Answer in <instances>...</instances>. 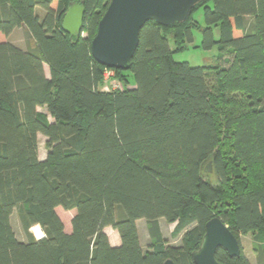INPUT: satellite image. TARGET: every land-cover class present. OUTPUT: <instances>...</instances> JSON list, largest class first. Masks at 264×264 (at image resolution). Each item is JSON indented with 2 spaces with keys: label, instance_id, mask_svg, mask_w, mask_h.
Listing matches in <instances>:
<instances>
[{
  "label": "trees",
  "instance_id": "1",
  "mask_svg": "<svg viewBox=\"0 0 264 264\" xmlns=\"http://www.w3.org/2000/svg\"><path fill=\"white\" fill-rule=\"evenodd\" d=\"M81 1L85 36L72 37L62 29L70 0H0V264H195L214 217L240 245V234H255L256 264H264V0H205L193 9L204 12L202 48L219 46L217 65L173 58L168 33L178 50L193 43L200 24L192 12L172 27L147 22L128 71L100 65L91 52L111 0ZM19 29L34 42L25 50L11 41ZM106 70L121 90H103ZM60 207L75 211L71 233ZM15 211L27 241L13 228ZM160 220L175 224L180 246L169 244ZM216 258L252 264L243 250L231 258L219 249Z\"/></svg>",
  "mask_w": 264,
  "mask_h": 264
},
{
  "label": "water",
  "instance_id": "2",
  "mask_svg": "<svg viewBox=\"0 0 264 264\" xmlns=\"http://www.w3.org/2000/svg\"><path fill=\"white\" fill-rule=\"evenodd\" d=\"M62 29L70 36H83L86 8L78 0H70ZM205 0H111L99 22L97 34L91 43L94 60L100 65L128 71L140 44L144 25L153 21L164 27L185 23L193 9ZM219 249L231 258L242 254L239 240L218 217L206 224L205 235L199 249L192 253L195 264H222L216 256ZM163 264H175L168 259Z\"/></svg>",
  "mask_w": 264,
  "mask_h": 264
},
{
  "label": "rangeland",
  "instance_id": "3",
  "mask_svg": "<svg viewBox=\"0 0 264 264\" xmlns=\"http://www.w3.org/2000/svg\"><path fill=\"white\" fill-rule=\"evenodd\" d=\"M40 15L43 14L42 11L39 13ZM192 19L195 22H198L200 24V27L196 28L194 31V38L193 43L186 44L185 47L181 50H178L175 43H173L174 39V32L168 33L169 39H170V46L171 49L174 50L173 58L176 62H186L192 67H206V66H214L218 64V57L220 56V50L219 46L214 47L212 50H204L202 48V28L204 27V12L202 8L196 9L192 14ZM85 36V34L83 35ZM215 38L218 40L219 34L218 30L215 31ZM11 41L17 45L18 47L22 49H27L28 46L33 45V41L31 40L29 42L28 36L26 34V31L24 29H19L16 31V33L12 36ZM231 56L227 55L225 56V60L221 61L222 66L228 65V60H230ZM46 74L49 75L48 68L46 67ZM116 74L114 73V76L109 77V79L105 80V84L103 87V90L105 91H118L123 88V85L121 81L115 77ZM124 76L127 78L130 86L135 85V80L133 75L130 72H126ZM39 112L48 115L45 108H39ZM52 121V119H50ZM39 141V156L41 159H44L47 155V148H46V138L43 135H39L38 137ZM209 180L211 182L216 181V176H208ZM75 211H65L63 208H58L57 213L64 222L65 229L68 231V229H71V221H72V215ZM13 228L16 232V235L18 239L21 241H27V237L21 227L19 218H18V212L15 211V214L12 219ZM142 227V225H140ZM37 226H34L30 232L33 234L34 237V228ZM162 228L164 232V237L167 239L170 245L173 246H180L182 244L181 237L179 238H173L172 232L174 231L175 224H171L165 220H162ZM39 231L42 232V230L39 228ZM37 234V233H36ZM258 234V233H257ZM261 242L263 241V236L260 235ZM240 241L242 250L245 254V256L250 260L252 264H256V258H255V252L256 249L259 247V242L256 240L255 234L249 233V234H240ZM150 243V238L148 232L146 234H142V246L144 247V250L147 249L148 244Z\"/></svg>",
  "mask_w": 264,
  "mask_h": 264
},
{
  "label": "crops",
  "instance_id": "4",
  "mask_svg": "<svg viewBox=\"0 0 264 264\" xmlns=\"http://www.w3.org/2000/svg\"><path fill=\"white\" fill-rule=\"evenodd\" d=\"M14 33H16V31ZM14 33L12 35H14ZM44 159H41V160H44ZM74 215H75V212L72 215V218L74 217ZM159 222H160V225H161V228H162V220H160ZM140 225H142V227ZM137 228H138V232H139L140 241L142 243V234L143 233L146 234L148 232V226H147L146 221L145 220H139L137 222ZM36 230L38 231L39 228L36 227L35 231ZM71 231H72V227H71V229H68V231H66V232L67 233H71ZM104 231L107 234V236L109 238V241H110V244L113 247H118V246L121 245V239H120L119 233L116 230H114L112 227H107V228H105ZM162 233L164 235L163 228H162ZM41 234H42V232L38 233L37 235L40 237Z\"/></svg>",
  "mask_w": 264,
  "mask_h": 264
},
{
  "label": "built area",
  "instance_id": "5",
  "mask_svg": "<svg viewBox=\"0 0 264 264\" xmlns=\"http://www.w3.org/2000/svg\"><path fill=\"white\" fill-rule=\"evenodd\" d=\"M113 76H114V71H113V70H106V71H105V80L109 79V77H110V79H111V77H113ZM37 227L40 228L39 226H37ZM35 229H36V227L34 228V234H35V236H36V237H35L36 239L40 240V239H42V238L45 237V234L43 233V231H42L41 236L38 237L37 234H36ZM40 229H41V228H40ZM41 230H42V229H41Z\"/></svg>",
  "mask_w": 264,
  "mask_h": 264
},
{
  "label": "bare ground",
  "instance_id": "6",
  "mask_svg": "<svg viewBox=\"0 0 264 264\" xmlns=\"http://www.w3.org/2000/svg\"><path fill=\"white\" fill-rule=\"evenodd\" d=\"M38 236V235H37ZM39 237V236H38Z\"/></svg>",
  "mask_w": 264,
  "mask_h": 264
}]
</instances>
